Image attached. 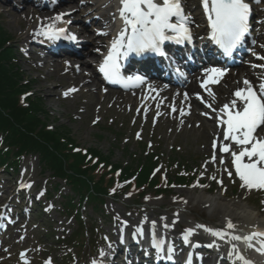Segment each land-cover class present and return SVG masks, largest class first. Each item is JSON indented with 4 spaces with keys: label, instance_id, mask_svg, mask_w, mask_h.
<instances>
[{
    "label": "rangeland",
    "instance_id": "obj_1",
    "mask_svg": "<svg viewBox=\"0 0 264 264\" xmlns=\"http://www.w3.org/2000/svg\"><path fill=\"white\" fill-rule=\"evenodd\" d=\"M193 1L195 4L200 3V0ZM97 2L102 0H76L75 4L63 7L66 11L71 7L79 9L78 6L87 5V9L83 10L85 14L77 13L67 22L76 28H82L86 23L99 17L100 12L93 6ZM255 6L257 11L261 12L258 18L259 29L264 32V9L262 10L264 3ZM0 9L6 10L0 12V26L14 40L16 64L23 80L26 82L37 80V84L31 82L29 88L42 99L48 113L46 122L54 127L65 128L77 149H97L109 156L111 163L123 167L131 166L136 159L145 160L141 154L143 151L157 152L165 165L168 163L171 165L170 168H177L179 162L180 167L191 168L199 181L188 187L175 185L169 193L162 196L148 193L140 201L142 205L139 207L133 206L137 200L134 192H128L119 200L107 199L98 211L89 205L85 211V220L88 227L91 224L96 227L93 237L95 248L91 253L87 246L79 253L80 251L72 245V237L78 232L79 225L73 215L65 214L62 204V196L70 195L69 187L58 180L61 185L58 190H54L56 181L43 171L36 157L22 161L20 172L13 175L6 174L5 170L0 169V186L7 188L5 194L0 193V205H9L11 201L8 199L12 198L13 205L18 206L22 196L20 191H14L15 182H26L27 191L23 194L26 198H29L30 194L34 195V206H38L40 201L44 205L43 211L32 212L33 222H26L20 229L15 228L12 231L11 240L18 243V246L14 247L16 258L12 264H93L94 261L95 264H107L111 260H102L101 250L103 253L108 251L109 247L112 248L114 245L115 238L124 236L138 224L144 226L149 221L163 223L169 225L174 233L191 228L198 222L208 226L213 210L210 207H201L197 201H193L194 196L201 192L204 197L224 194V200L239 203L262 216L259 210L264 211V192L241 187L242 182L237 176H233L227 164H220V160L214 163V155L205 151V148L213 143V139L212 137L207 139L200 132L198 121L193 120L189 125L180 126L167 118L161 119L157 113L141 110L139 105L130 104L129 100L115 98L114 94L106 95L105 90L108 87L98 80L94 68L83 69L88 75L89 72L96 75L95 83L100 84V88L95 92L92 87L76 88L72 84V75H66L64 68L57 71L51 66L46 67L48 58L44 55L30 56L32 51L41 50L24 42L27 37L22 29H34L37 26L24 22L25 17L22 14L24 10L2 3ZM31 10L43 13L47 9L31 7ZM194 11L196 13L197 10L193 9ZM21 21L25 25L20 24ZM99 24L95 22L87 25L84 38L88 42L95 39L94 33L101 31ZM33 38L37 39L35 35ZM98 41L105 43L107 39ZM88 60L91 61V58ZM43 78L49 81L41 82L45 80ZM60 85L61 88H55ZM72 89H75V92L69 93ZM111 90L121 91L113 88ZM222 106L224 103L220 105ZM207 167L210 172H206ZM166 170L162 168L160 172L165 173ZM229 172L232 173L231 176ZM46 197H49L48 202L45 201ZM219 219H214L213 225H219ZM196 238L200 240L202 237L198 235ZM13 252H6L2 258L11 261L9 257ZM105 254L108 255V252ZM123 258L124 255L113 262L124 264Z\"/></svg>",
    "mask_w": 264,
    "mask_h": 264
},
{
    "label": "snow or ice",
    "instance_id": "obj_2",
    "mask_svg": "<svg viewBox=\"0 0 264 264\" xmlns=\"http://www.w3.org/2000/svg\"><path fill=\"white\" fill-rule=\"evenodd\" d=\"M201 2L211 30V40L223 49L225 55L231 56L249 33L250 4L247 0H201ZM119 3V14L123 27L112 39L110 49L99 71L111 83H123L125 87L139 86L145 83L144 77L140 75L123 76L121 59L132 53L142 55L146 52L164 56L162 45L166 41L177 44L191 42L193 38L192 21L184 11L183 0H119ZM63 15L66 14L57 16L56 20H62ZM65 32L63 28L55 29L48 26L47 30L42 28L36 35H44L54 40ZM69 38L76 39L74 35ZM227 71L226 68L218 67L206 69L207 79L201 86L206 87L209 83H219ZM243 83L246 87L236 90L235 99L219 110L221 113L218 116L219 126L225 128L223 140L232 142L223 144L222 151L231 153L235 172L242 182L241 187L248 190H259L264 189V136L258 134V130L264 131V84H261L257 91L248 80H244ZM209 95L212 93L209 92ZM208 106L211 107V105ZM232 144L238 146L239 151L233 150ZM213 147H216L215 142ZM231 175L232 173L229 172V176ZM154 227L155 222H153ZM165 227L167 228L168 225ZM226 228L235 230L236 224L228 219ZM206 230L220 238L228 235L224 231ZM137 234H142V230L138 229ZM193 234L192 229H187L184 236L185 242L191 243L190 236ZM257 237L260 238L258 240L260 247L257 250L264 255V231L251 234L247 240L252 241ZM232 239L240 240L241 237L232 236ZM164 243L153 240L152 247L157 255L164 254ZM173 253L174 249H170L164 258L170 259ZM100 255L101 257L104 255L102 250ZM239 259L243 264H252L242 255ZM188 264L191 262L189 261Z\"/></svg>",
    "mask_w": 264,
    "mask_h": 264
},
{
    "label": "trees",
    "instance_id": "obj_3",
    "mask_svg": "<svg viewBox=\"0 0 264 264\" xmlns=\"http://www.w3.org/2000/svg\"><path fill=\"white\" fill-rule=\"evenodd\" d=\"M16 50L5 29L0 26V167L18 171L21 160L30 154L38 156L45 171L63 180L75 195L67 198V213L72 214L84 202L98 208L104 198L118 197L135 185L142 198L149 189L164 192L161 176H152L158 162L154 155L145 160L136 159L131 166L111 163L110 157L99 150L75 151L76 145L69 132L46 122L48 113L39 97L23 95L29 86L23 80L16 64ZM186 169L171 172L172 178L182 184H191L193 177L184 175ZM189 174V173H188ZM179 175V176H178ZM133 182L128 187L123 182ZM173 183V180H169ZM76 196L80 201L75 203ZM82 208V207H81ZM80 230L76 233L81 249L86 246L88 230L75 213Z\"/></svg>",
    "mask_w": 264,
    "mask_h": 264
},
{
    "label": "bare ground",
    "instance_id": "obj_4",
    "mask_svg": "<svg viewBox=\"0 0 264 264\" xmlns=\"http://www.w3.org/2000/svg\"><path fill=\"white\" fill-rule=\"evenodd\" d=\"M65 4L67 5V2L64 3V5ZM93 6L95 7L94 9L96 11L98 10V12H100V14H98L100 18L93 19L90 23H100L99 25H101L103 28H108L109 26L117 22H119L120 27L123 26V21L120 17L116 19H111L109 17L106 3L97 2L94 3ZM183 6L184 11H187L189 8L195 7V3L193 0H183ZM78 8L79 9H76L74 11L72 10V12H69V15L66 14L67 16L63 15L62 20H56V17L61 15L62 12H65V10L63 11V9L55 8V11L52 12L45 11L43 13H38L34 10H31L30 8L25 10L24 7V11H22V14L25 17L24 22H26L27 24L37 25L34 29H22L27 37L24 41L26 45L35 47L34 45H36V43L35 41L31 42V38L36 30L41 31L42 28L47 30L48 26H52L54 28H61L64 26L65 19H68L70 16H74L77 13L85 14L83 10L87 9V5L78 6ZM71 9H75V7H71L68 10L70 11ZM197 18H199V16H197ZM24 22L21 21L20 24L25 25ZM82 27L84 28L85 25H83ZM83 28H76L70 25L66 29L68 31L76 30L78 36L81 37L83 33L86 32L85 28ZM63 29L65 28L63 27ZM106 37L111 38V40L113 38L112 35H107ZM261 37H263V35H261ZM96 46L102 47L100 41L95 40L86 47L88 49L89 55H93V60H98L99 56L91 50L92 48L88 47ZM35 54L37 56H43L42 53L39 51H32V54L30 56L34 57L36 56ZM46 57L48 58V61L46 62L47 64L44 65L46 67L51 66L57 71H61L64 68V71H66V75H72V84L76 88H80V86L92 87L94 92L100 88L101 85L95 83L96 76L93 75V72H89V75L84 72L83 67H89V62L84 61V63L82 64L83 67H75L71 58L61 59L55 58L51 55H46ZM206 69L208 68L205 66L197 75H194L192 77L193 81L191 83H187L183 90H179L178 88H172L171 86H166L162 83H156L149 87L145 85L142 88L143 90H140L137 86L130 85L128 87H125L124 84H122L120 86L125 89L124 91H113L110 88H107L105 90V93L106 95L114 94L115 98L118 99L120 98L122 100H129L130 104H137V106L139 105L142 110H148L151 113L157 112L161 119L167 118L172 123L176 122V124H180V126H185L184 124L189 125L192 123L193 120L198 121V128L200 132L203 133V135L207 139H209L217 135L218 130L214 126L213 120L207 119L206 115H203L200 112L202 110H206L204 109V104L200 102L199 98L201 97L203 101L207 105H211L212 108H217L221 103L230 104L231 101L235 99V91L246 87L243 83V79L249 78V82L251 83V85L258 87L259 81H257V79L255 78L254 72H257L262 76L264 74V69L262 67L257 69L246 68V66L243 65L242 67L237 68V70H233L230 73L226 74L222 79H220L219 83H209L206 87H202L200 85L198 77H206ZM45 81L48 82L49 79L41 80V82ZM31 82L34 83V85L37 84V80H31L30 83ZM102 82L105 84V86L113 87L109 85V81L106 79L102 80ZM201 82H203V80H201ZM40 85H42V83H40ZM55 88H59V86ZM44 89H46V87ZM127 90L128 92H125ZM209 92H211L212 95H209ZM171 104L173 105V109H175V111H173L172 109L170 110ZM180 107L182 108L180 109ZM207 107L211 109V107ZM181 110H184L185 112L189 110L190 112L183 113ZM212 115H214V113H212ZM260 133L262 136H264V131H260ZM215 141L218 142L220 147L223 146V144L225 143H232L230 141L223 140V133L219 134V136L215 138ZM220 147L218 148L219 155H221ZM212 149L213 147L207 146L205 148V151L212 152ZM208 169L209 167H207L206 172H210V169ZM233 173L236 174L235 168L233 169ZM223 196L217 195L214 197H204L203 192H201L200 194L194 196L193 201H197L198 205H200L201 207H210V209L213 210L215 214L217 213L216 216L220 218V225L218 227L211 228V230L224 231L227 232L228 235L224 236L223 238H220L213 235L212 232H209L207 230L200 229V231H205V233L211 235L216 239H219L222 248L226 250L228 257L232 258L233 260L237 262H242L239 259V257L242 255L243 257H245V259L250 260L252 264H264V255H262L260 251L257 250L260 247L258 243V240L260 238L257 237L252 241L247 240V237L251 234L258 231H264V211H259V213L262 214L261 216L255 213L254 211H251L248 207L239 205V203H232L230 201L224 200ZM228 219H231L232 222L236 224L235 230H229L226 228V223ZM232 236H240L241 239L233 240ZM107 252L108 251L106 250L105 253ZM105 253L103 255V258H101L102 260H108V255ZM4 255L5 252L1 251L0 264H12L13 260L16 258V255L12 254V258H10L11 261H8L6 258H2Z\"/></svg>",
    "mask_w": 264,
    "mask_h": 264
}]
</instances>
